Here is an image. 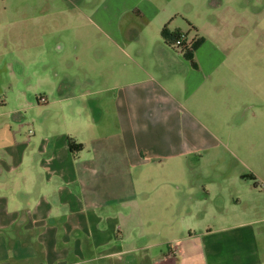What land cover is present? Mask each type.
<instances>
[{
	"label": "crops",
	"instance_id": "obj_1",
	"mask_svg": "<svg viewBox=\"0 0 264 264\" xmlns=\"http://www.w3.org/2000/svg\"><path fill=\"white\" fill-rule=\"evenodd\" d=\"M8 2L12 1L0 0V41L11 42L13 38L16 43L20 37L21 44L27 46L26 38L32 43L35 36L34 18L23 11L26 6L23 1L10 7ZM251 2L260 7L263 0L242 1L244 5ZM238 18L261 21L262 14L259 8L258 13H248V17L241 12ZM196 30L191 39L187 36L188 41L202 39L193 52L195 66L167 46L160 31L163 45L148 57H141L143 61L136 60L140 57L136 53L124 52L131 65L111 68L106 88L110 96H102L97 102L92 96L88 98V93L76 97L68 94L54 102L81 100L77 109L81 113L87 110L89 122L98 131L108 132L100 140L102 152L91 162L94 165L104 166L102 161L111 159L123 167L157 162L187 166L195 171L204 167L206 179L198 177L197 185L205 193H143L139 205L131 193L125 194L127 197L123 195L129 183L127 175L111 173L113 186L122 194L101 198L91 195L86 200V196L79 197L64 187L79 179L69 169V160L54 159L50 154L49 158L37 161L36 177H32L33 181H40L45 166V183L58 184L50 195L40 194L32 212L34 221L42 219L44 211L48 217L54 214L58 218V226L47 228L46 244L54 246L61 230L63 242L77 247L89 244L95 250L102 249L100 254L105 257L125 259L122 263L264 264L261 231L264 220L257 216L261 205L254 199L258 176L249 165L263 147L264 80L260 75L264 62L261 49L246 51L248 45L243 46L245 39L257 31L249 28L237 37V48L223 46L221 51H214L206 58L201 54L204 40ZM168 31L183 33L178 29ZM1 48L0 45V51ZM21 51L31 55L34 48ZM217 53L220 58H216ZM47 97L38 98L37 104H47ZM99 102L104 103L103 108ZM230 114L237 118L233 125L225 119ZM12 115L15 120L16 110ZM103 117L104 124L99 125ZM17 119L20 121L22 117ZM81 119L80 124L90 126L86 125V115ZM7 126L3 116L0 181L4 188L13 181L4 174L13 173L23 165L28 148V144L16 142L15 134ZM69 140L77 144L74 138L61 137L56 148L72 152ZM84 143L78 141L79 153L91 149ZM37 150L44 152V143ZM232 158L236 162L232 163ZM11 188L15 189L13 183ZM9 203L17 210L14 214H18L15 201L0 191V230L6 227ZM154 233L166 237L160 243L165 249L151 253L154 244L134 245L135 237L149 238ZM140 251L143 253L135 257Z\"/></svg>",
	"mask_w": 264,
	"mask_h": 264
},
{
	"label": "rangeland",
	"instance_id": "obj_2",
	"mask_svg": "<svg viewBox=\"0 0 264 264\" xmlns=\"http://www.w3.org/2000/svg\"><path fill=\"white\" fill-rule=\"evenodd\" d=\"M11 1L8 2L9 7L14 4L16 6L17 1L26 4L23 11L34 18L35 36L31 38L32 43L26 38L27 46L21 44L20 37L16 43L13 38L11 42L0 41V113L3 114L0 121L4 116L8 121L6 128L10 127L16 142L28 144L23 165L13 173L4 174L8 180L13 181L8 183L7 188L0 181L1 193L13 199L19 209L18 214H14L17 211L14 206L9 203L7 207L6 227L0 230V264H133L122 263L125 259L118 261L113 257H105L100 254L102 249L95 250L89 244L85 247L67 244L61 239V230L54 246L46 244L47 228L58 226V218H54V214L48 217L44 211L42 219L34 221L32 212L40 194L50 195L58 184L45 183V166L40 181L32 180V177H36L34 170H37V161L49 158L50 154L54 159H68L69 169L79 179L77 183L64 184V187L79 197L86 196V200L91 195L101 198L113 193L122 194L119 193L121 190L116 191L110 174H126L129 183L123 195L127 197L131 193L139 205L143 193H205L197 185V180L198 177L206 179V170L204 167L190 170L187 166L170 162L123 167L111 159L101 160L104 166L94 165L91 162L102 152L100 140L108 132L98 131L89 122L90 113L87 110L81 113L77 109L81 100L54 101L68 94L76 97L88 93V98L92 96L97 102L103 99L102 96H110L111 92L106 88L109 86L111 68L131 65V60L124 52L131 55L136 53L140 56L136 60L141 62V57L146 58L160 48L163 45L160 37L163 26L169 30L178 29L187 34L189 39L195 35L196 28L198 36L204 40L201 54L206 58L214 51H221L223 46L237 48V37L253 28L257 32L248 36L243 46L248 45L246 51L255 48L257 52L261 49L264 62V0L260 7L255 2L244 5V0ZM259 8L261 21H241L238 18L241 12L248 17V13H258ZM255 43L260 46H255ZM30 47L34 48L31 55L21 51H28ZM216 58H220V54L217 53ZM43 73L47 76L44 77ZM260 77L264 80V69ZM45 96H48V103L37 104L36 100ZM100 105L104 107V103L99 102ZM13 110L18 115L15 120L12 117ZM85 115L86 125L90 126L80 124ZM17 117L22 119L19 121ZM225 119L233 125L237 118L230 114ZM98 124H104V117ZM67 136L74 138L77 144L81 139L91 149L66 153L56 148L59 139ZM261 138L263 147L254 163L249 165L258 176V190L254 199L256 204L261 205L257 216L264 220V131ZM43 143L44 152L39 153L37 148ZM231 161L236 162L235 158ZM12 183L14 190L11 188ZM115 209L120 210L119 207ZM261 224L264 233V221ZM135 238V246L154 244L149 250L151 253L165 249L160 244L166 239L163 235L154 233L149 238ZM142 253L137 252L134 256Z\"/></svg>",
	"mask_w": 264,
	"mask_h": 264
},
{
	"label": "trees",
	"instance_id": "obj_3",
	"mask_svg": "<svg viewBox=\"0 0 264 264\" xmlns=\"http://www.w3.org/2000/svg\"><path fill=\"white\" fill-rule=\"evenodd\" d=\"M195 29V28H194ZM161 36L165 40L167 46L173 48L180 52L183 57L191 63L192 66H195L193 61V52L198 48V46L202 43L201 38L193 39L192 41L187 40V35L181 32H169L167 26H164L161 29ZM182 40L179 45H176V41ZM80 148L79 144H75L72 140H69V149L77 150Z\"/></svg>",
	"mask_w": 264,
	"mask_h": 264
},
{
	"label": "built area",
	"instance_id": "obj_4",
	"mask_svg": "<svg viewBox=\"0 0 264 264\" xmlns=\"http://www.w3.org/2000/svg\"><path fill=\"white\" fill-rule=\"evenodd\" d=\"M182 42V40L176 41V45H179ZM41 101H44V99H42Z\"/></svg>",
	"mask_w": 264,
	"mask_h": 264
}]
</instances>
